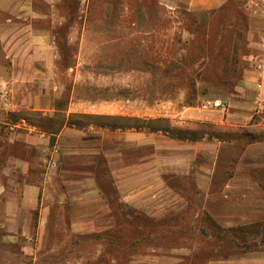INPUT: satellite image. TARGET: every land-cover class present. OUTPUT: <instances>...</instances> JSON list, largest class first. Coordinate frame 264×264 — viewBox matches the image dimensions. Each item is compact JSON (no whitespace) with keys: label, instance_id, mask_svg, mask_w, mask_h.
I'll return each instance as SVG.
<instances>
[{"label":"rangeland","instance_id":"374dc122","mask_svg":"<svg viewBox=\"0 0 264 264\" xmlns=\"http://www.w3.org/2000/svg\"><path fill=\"white\" fill-rule=\"evenodd\" d=\"M35 1L38 10L57 19V62L51 71L38 72L41 83L32 82L26 97L33 101L45 91L48 100L42 105L54 110L14 112L1 105L0 121L7 127L4 123L24 124L21 119L28 118L35 131L50 138L45 130L60 128L54 145L50 143L48 161L29 167L31 182L49 177L41 196H53V212L43 235L36 229L38 216H32L27 251L19 237L14 243L1 242L0 264H171L163 259L169 253L176 256L175 264H211L256 254L264 243V228L217 229L199 211L193 176L163 173L160 186L149 185L173 189L186 198L189 209L174 217L176 223L125 209L116 197L119 178L155 180V145L166 160L172 136L149 129L102 128L78 115L165 119L180 135L193 139L196 131V141H219L217 136L224 137L220 133L227 129L260 135L263 111L250 112L252 118L243 126L235 125L231 115L240 94L250 92L239 86L251 87L248 83L254 80L246 74L263 56L264 0H229L218 11L201 12L168 10L158 0ZM0 63L8 66L1 46ZM207 99L223 101L225 109L204 110ZM64 118L85 126L63 125ZM137 133L143 137L141 144L125 145V136ZM4 168L0 165L6 184L12 179L23 182L24 174L9 169L2 173ZM83 177L95 179L100 190L114 195L115 209L106 218L97 217V229L79 233L71 229L70 215L64 211L70 205L72 182Z\"/></svg>","mask_w":264,"mask_h":264},{"label":"crops","instance_id":"0c3cea01","mask_svg":"<svg viewBox=\"0 0 264 264\" xmlns=\"http://www.w3.org/2000/svg\"><path fill=\"white\" fill-rule=\"evenodd\" d=\"M228 2L229 0H158L159 5L168 10L185 9L190 12L218 11ZM49 21L50 26L37 25ZM56 23L57 19L49 12L38 10L35 0H0V46L9 66L5 67L0 63V93L5 90L12 93V99L8 98L7 103L0 95V106L5 105L14 112L23 108L44 113L54 110L45 109L42 105L48 100L45 91L35 96L34 104L26 97V92L32 82L41 83L42 77H39L38 72L51 71L56 65L57 51L53 30ZM260 47L263 50L262 58L257 67L246 74L254 82L249 81V88L239 86L241 91L250 92L240 94L242 99L237 100V109L231 115L238 126L251 120L250 112L253 110L264 112V36ZM21 121L25 123H4L7 127L0 121V152L5 150L0 155V165L5 167L2 173L9 169L24 174L22 183L12 179L6 184L0 173V230L3 231L0 243H14L19 237L27 251L26 247L31 244L28 234L32 229V216H38L36 229L39 235H43L48 229L53 212L50 202L53 196L49 200L46 192L41 196L42 189L47 188L49 177L36 183L31 182L29 175V167L48 161L46 155L51 138L39 129L35 131L36 127L26 120ZM138 134L134 137L126 135L125 145H140L143 137ZM63 135L62 132L58 135L59 143L63 140ZM172 145L176 148L173 149ZM155 147L156 152L152 155L153 171L157 176L155 180L147 183L142 179L138 181L137 178L128 177H120L118 180L121 189L116 197L126 205L125 209L151 214L156 220L172 218V223H176L174 217L182 212L186 214L189 209L186 198L173 189L158 190L149 185L160 186V175L163 173L190 175L197 187L194 196L199 198V211L217 229L264 228V140L249 142L246 139H203L189 142L171 137L166 160L162 158L158 144ZM110 149L111 143L107 147L108 156L112 155ZM72 184L74 190L69 194L70 205L64 211L70 215L71 229L79 233L97 229V217L106 218V215L114 212L111 202L115 196L100 190L97 181L91 177L74 180ZM198 216L197 213L194 218ZM258 249L256 254L250 253L245 257L211 264H264V243ZM163 259L171 264H175L177 260L173 253L163 256Z\"/></svg>","mask_w":264,"mask_h":264},{"label":"trees","instance_id":"16d2710c","mask_svg":"<svg viewBox=\"0 0 264 264\" xmlns=\"http://www.w3.org/2000/svg\"><path fill=\"white\" fill-rule=\"evenodd\" d=\"M60 102H57V105H59ZM79 118H84L86 120H94L95 122H92V124H98V126L102 128H111V129H136V130H143V129H149L151 132H162L164 134L169 133L172 138H177L180 140H198L197 138H194L195 134L192 137H187L186 135H180L177 133L173 127L170 125H167V120L165 119H141L137 117H125V116H111V115H87V114H79ZM25 120H29L28 118H23ZM63 125H69V126H78V127H84L85 125L82 124L79 120L75 122H66V119L63 120ZM88 124H91L90 122ZM60 128L54 129L52 126L48 128L47 131L51 135V145H54L56 134L59 132ZM220 134H225L224 137L217 136L220 140L229 141L234 139H246L248 138L249 142H255V141H263L264 140V132H261L260 135L254 136L253 132H249L247 134L245 133H238V132H229V129L221 131ZM216 137V136H215ZM223 138V139H221Z\"/></svg>","mask_w":264,"mask_h":264},{"label":"built area","instance_id":"2783aa9c","mask_svg":"<svg viewBox=\"0 0 264 264\" xmlns=\"http://www.w3.org/2000/svg\"><path fill=\"white\" fill-rule=\"evenodd\" d=\"M0 95L3 98V100H5L4 102L7 103L8 98H9V92L7 90H5V91L1 92ZM202 107L204 110L225 109V104L222 101H215V100L207 99L203 102Z\"/></svg>","mask_w":264,"mask_h":264}]
</instances>
